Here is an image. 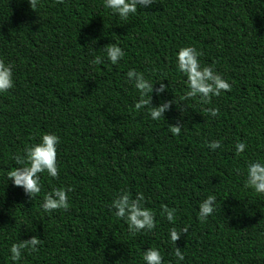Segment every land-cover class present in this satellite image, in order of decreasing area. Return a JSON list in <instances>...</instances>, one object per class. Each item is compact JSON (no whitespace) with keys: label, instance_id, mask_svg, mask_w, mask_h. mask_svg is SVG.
<instances>
[{"label":"trees","instance_id":"trees-1","mask_svg":"<svg viewBox=\"0 0 264 264\" xmlns=\"http://www.w3.org/2000/svg\"><path fill=\"white\" fill-rule=\"evenodd\" d=\"M112 44L124 53L115 64L106 55ZM185 46L230 89L207 104L187 96L175 65ZM0 60L13 71V87L0 93V264H13L11 244L32 237L37 250L15 264H147L151 248L162 264H264V194L245 184L247 165L264 162V0H154L127 20L103 0H0ZM129 69L151 85L139 110ZM43 133L59 138L58 172L38 174L32 196L7 173L24 166L14 157ZM60 187L67 208L44 212L43 195ZM124 192L152 211L153 229L130 231L127 209L114 215ZM209 195L213 212L201 220ZM185 226L170 242L169 229Z\"/></svg>","mask_w":264,"mask_h":264},{"label":"clouds","instance_id":"clouds-1","mask_svg":"<svg viewBox=\"0 0 264 264\" xmlns=\"http://www.w3.org/2000/svg\"><path fill=\"white\" fill-rule=\"evenodd\" d=\"M35 5V0H32ZM154 0H103L104 7L110 9L111 13H115L122 20H127L129 14H135L137 6L140 9L150 8ZM107 58L115 64L124 55L122 49L115 45L107 46ZM200 53L192 46L180 47L175 53L176 71L186 76L185 83L191 91L187 92V96L199 95V97L207 104L211 96H217L222 90H229L231 85L225 81L218 73H216L209 66H202L198 57ZM94 64L100 63V57L97 56L93 61ZM128 77L135 76V88L141 90V99L135 103L134 107L140 109L143 105L148 103L144 99V94L151 90V85L144 78L143 74L129 69L126 73ZM13 87V71L12 65L0 60V93L6 92ZM164 85L162 84L158 91H162ZM166 105H160L157 108L150 110L149 115L153 120L159 119L164 112ZM213 116L217 115V109H208ZM173 135L179 133V127H170L169 129ZM59 138L52 133H43L40 135L39 142L27 145L21 157L19 154L14 157L16 163H23L22 168H13L8 171L7 176L12 180L15 186H22L24 191L32 196H36L41 191L40 175L46 173L50 177L57 176V144ZM219 141L209 142L211 149L219 147ZM245 145L242 142L235 144V152L240 153L244 150ZM246 186L250 187L256 193L264 194V162L253 161L247 165L246 168ZM69 188L67 191H70ZM139 199H144L142 192H137ZM215 197L209 195L203 202L199 204L198 217L203 220L213 212V201ZM114 207L117 211L114 215L117 218L124 217L126 209L128 210L126 220L129 230L135 232L142 228L153 229L155 225L154 215L148 208L140 209L137 207L135 201L129 202L127 192H124L118 200L113 201ZM68 206V198L64 187L52 188L50 193L43 195L40 208L44 212H49L54 209H63ZM162 214L166 216L168 221H174V210H169L167 207L162 208ZM181 231H187V227L180 228L177 231L176 227H172L168 231V238L170 242L174 243ZM40 243L36 237H32L28 242L13 243L9 248L10 260L15 264L21 259L22 251L31 249L36 251V246ZM175 258L178 262L184 260V255L180 250L174 252ZM142 259L147 264H162V256L160 252L151 248L143 253Z\"/></svg>","mask_w":264,"mask_h":264}]
</instances>
